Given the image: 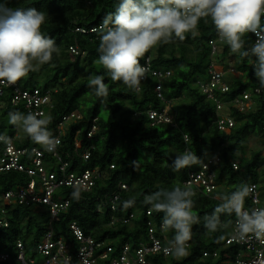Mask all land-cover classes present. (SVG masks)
Wrapping results in <instances>:
<instances>
[{
	"label": "trees",
	"instance_id": "trees-1",
	"mask_svg": "<svg viewBox=\"0 0 264 264\" xmlns=\"http://www.w3.org/2000/svg\"><path fill=\"white\" fill-rule=\"evenodd\" d=\"M0 4L12 8L35 7L45 12L46 20L41 31L56 41L59 54H54L50 63L30 72L19 83L27 88L52 89L54 106L48 116L51 118L48 124L50 132L64 114L75 109L81 113L82 117L71 123L61 137L58 151L69 162L68 170L98 167L102 171L101 177L86 192L68 186L59 187L55 195H65L69 203L51 221L46 205L7 203L0 198V209H6L3 216L8 221L6 226L0 225V252L14 256L16 242L20 240L25 256L39 260L42 255L37 253L36 244L49 227L55 231L54 239L60 236L72 241L69 229L72 221L85 235L103 242L104 247L110 245L113 251L109 256L117 255L124 242L136 248L140 242L147 241L150 226H153L155 235H160L159 225L163 216V213L152 211L151 206L143 202L144 196L179 185L189 187L194 193L193 213L201 218V222L192 227L193 235L186 257L176 259L170 255L154 254L148 256L150 264H229L224 259L232 257L242 247L234 243L224 245L225 234L206 230L203 217L211 214L221 203L219 197L231 194L242 183L258 184L260 204L264 206V99L262 95L255 96L252 108L244 112L231 103V99L240 95L242 90L261 87L252 69L255 58L231 53L224 42L218 46L214 56L216 61L223 68L231 61L236 71L227 74L228 90L214 93L222 105L221 112L230 114L234 120L229 130L222 131L215 125V104L196 85L198 79L206 78L210 61L208 40L216 33L210 19L199 22L195 37L188 33L183 41L175 39L170 43H160L141 58L140 62H143L150 55L152 69L162 73L168 71L160 78L161 94L166 100L162 103L154 91L158 83L155 75L146 74L139 92L128 89L122 82L112 81L99 63L97 49L100 40L95 39L93 33L75 31V27L89 29L102 23L107 14L115 11L119 0H0ZM244 39L245 47H250L252 34H246ZM71 44L77 45V54H69L68 46ZM96 75L104 77L109 89L106 97H98L88 86L89 79ZM148 102L158 109L167 105L172 123H151L144 111ZM101 110L106 111V118L100 116ZM5 116L9 117L8 112L3 110L0 119ZM93 122L97 125L95 138L90 141L94 148L89 157L83 159V149L75 151L72 139L76 131L84 137ZM5 127L0 122V134L15 136L13 142L16 146L37 144L22 128L25 135L18 140L17 134L14 135L17 127ZM183 134H187V141H184ZM252 134L262 145L244 155L246 140ZM86 142L84 139L83 145ZM4 145L5 142L0 140V156ZM185 150L195 152L204 162L214 154L219 157L220 160L211 166L216 172V188L212 193L206 194L199 186L184 184L189 170H196L199 165L173 171L172 159L176 153ZM30 158V155L22 156L21 162L28 163ZM230 159L239 160L236 170L232 168ZM43 165L53 168L54 157L50 153L44 155ZM28 180L29 176L24 171H0V193L9 187L26 184ZM120 183L127 187L120 190ZM119 190L116 209L111 211L106 195ZM129 199L135 203L127 209L123 208V202ZM245 205L249 206L248 200H245ZM147 210L150 213L147 214ZM129 213L134 214L130 223L115 220L109 224L112 216L121 217ZM221 218L231 223L234 214L222 215ZM164 235L172 237L174 233L169 230ZM204 251H208L209 255L203 256ZM214 251H217L215 256L212 255ZM0 264H6V261H0Z\"/></svg>",
	"mask_w": 264,
	"mask_h": 264
},
{
	"label": "clouds",
	"instance_id": "clouds-1",
	"mask_svg": "<svg viewBox=\"0 0 264 264\" xmlns=\"http://www.w3.org/2000/svg\"><path fill=\"white\" fill-rule=\"evenodd\" d=\"M202 19L211 20L219 39L228 45L231 53L255 58L252 69L264 87V0H119L115 11L92 29L100 36L99 63L112 81L122 82L128 89L139 92L148 71L140 63L141 58L160 43L183 41L188 33L195 37ZM45 20V12L35 7L12 8L0 4V83L14 85L50 63L54 54H59L56 41L41 31ZM249 33L255 36V43L246 48L244 37ZM88 86L98 97L108 95L109 89L101 75L91 77ZM8 115L12 125L22 128L46 151L56 149L59 141L48 129L50 117L40 118L41 113L31 112L27 115L9 112ZM202 164L204 159L191 150L176 153L172 159L174 172ZM253 192L254 185L242 183L231 194L219 197L221 203L203 217L205 229L213 233L226 230L230 225L221 216L235 214L233 240L243 241L252 235L264 238V208L249 211L244 207L246 198ZM193 196L189 187L179 185L144 196L143 202L152 211L163 213L161 230L174 233L163 252L176 259L189 254L192 227L201 222L193 213ZM134 203L132 199L126 200L123 208Z\"/></svg>",
	"mask_w": 264,
	"mask_h": 264
},
{
	"label": "built area",
	"instance_id": "built-area-1",
	"mask_svg": "<svg viewBox=\"0 0 264 264\" xmlns=\"http://www.w3.org/2000/svg\"><path fill=\"white\" fill-rule=\"evenodd\" d=\"M94 27L89 29L75 27V31L93 33L95 39L100 40L99 34L92 31ZM252 36L253 40L251 45L255 43V36ZM221 43L222 41L219 39L217 32L208 40L210 61L206 68V78L198 79L196 85L199 91L215 104L217 112L215 119L216 128L218 130L227 131L234 124L233 117L228 113L221 112L222 105L215 97L214 93L215 91H227L229 87L225 75L232 72L235 73L236 71L232 67L231 61L223 68L214 58L217 54L218 46ZM68 52L69 54H77V45H69ZM80 54L82 55L83 51H81ZM150 57V55H147L144 61L140 63L148 69L146 74H152L157 77L158 83L154 86V91L161 102L165 103L166 100L161 94L160 78L167 75L168 71L162 73L159 70L152 69L150 66ZM257 95H262L264 99V89L256 86L250 90H242L240 95L231 99V103L239 111H248L252 108L254 104L253 98ZM53 106L54 102L51 88L22 87L19 81L11 86L0 83V113L3 110H6L8 114L9 112H20L25 115L29 112L41 113L42 116L40 118L47 119ZM16 107H21L22 109H14ZM144 111L151 120V123H172V117L168 112L167 105L158 109L153 103L148 102L145 105ZM81 117V113L77 109L61 117L55 128L51 131L53 137L59 141L58 145L61 144V137L65 135L68 126L78 121ZM96 130L97 125L93 122L84 137L79 134V131L75 132L72 139L73 147L75 151L81 148L83 149L81 152V157L83 159H87L91 149L94 148V144L90 141L95 138L94 135L96 134ZM14 135H16V133H14ZM0 137H2L0 140L5 142L0 156V171L16 169L26 172L29 176V180L26 184L7 188L0 193V198L7 203L46 205L49 211V221L56 218L58 212L64 210L69 203V199L65 195H55L59 187L68 186L76 191L86 192L102 175V171H100L98 167L81 171L68 170L69 162L62 157L60 151H58V147L52 152L46 151L43 146L37 144L29 147H19L13 142L15 136L11 137L0 134ZM84 139L88 141L85 145H83ZM183 139L187 141V134H183ZM46 153H50L54 157L53 168H46L43 165V157ZM26 155H30L31 157L29 162H21L22 156L24 157ZM219 160V157L214 154L196 170H189L188 178L184 184L199 186L206 194L212 193L216 188V172L211 166L216 164ZM230 163L234 170L239 167L238 159H230ZM110 167H112V165H110ZM249 185H254V192L246 198V200L249 201V206L244 205L245 210L250 211L253 208H264V206L260 204L258 184L250 182ZM126 187L127 185L124 183L119 184L120 190ZM120 190L106 195V203L109 205L111 211H115L116 209V202L120 198ZM215 197L217 196L215 195ZM97 210L100 209L97 208ZM5 211V208L0 209V225L3 226H6L8 223L7 219L3 216ZM146 213L148 214L150 211L147 210ZM133 217V213L121 217L112 216L109 224H112L115 220H121L123 223H130ZM236 219L234 214V218L230 223V232L225 234L224 245L234 243L242 248H239L232 257L225 258L224 261L226 263L229 262V264H264V238L258 239L252 235L239 242L231 238V233L235 229ZM159 226L160 235H155L153 226H150L148 229L147 241L140 242L136 248H131L128 242H124L117 255L109 256L113 251L110 245L104 247L103 242L95 240L90 235H85L81 228L72 221L69 224V229L73 237L72 241L66 240L60 236L54 239L55 231L51 226L49 227L42 240L36 244L37 253L42 255L39 260L33 257H26L22 242L17 240L14 256H11L7 252H0V261H6V264H150L148 259L150 255L162 254L167 256L163 252V248L166 247L168 242L172 239V237L164 235L165 231L161 230V222ZM216 252L217 251H214L212 255L215 256ZM206 255H209L208 251L203 252V256Z\"/></svg>",
	"mask_w": 264,
	"mask_h": 264
},
{
	"label": "rangeland",
	"instance_id": "rangeland-1",
	"mask_svg": "<svg viewBox=\"0 0 264 264\" xmlns=\"http://www.w3.org/2000/svg\"><path fill=\"white\" fill-rule=\"evenodd\" d=\"M225 77L227 78V74L225 75ZM172 101H173L174 103L178 102V100H177V101L172 100ZM85 105H86V104H85ZM100 116L106 118V116H107L106 111H105V110H101V112H100ZM0 122H1V124L3 123L4 126H6V127H5L6 129L9 128L10 125H12V124L9 122V117H8V116H5V117L1 118V119H0ZM16 130H17L16 134H17V136H18V140H22V138H23L24 135H25L24 132L22 131L21 128H18V127H17ZM260 145H262V144L260 143V141H258L257 137L254 136V135L252 134V135L246 140V144H245L246 152H245L244 155H248L250 149L257 148V147H259Z\"/></svg>",
	"mask_w": 264,
	"mask_h": 264
},
{
	"label": "crops",
	"instance_id": "crops-1",
	"mask_svg": "<svg viewBox=\"0 0 264 264\" xmlns=\"http://www.w3.org/2000/svg\"><path fill=\"white\" fill-rule=\"evenodd\" d=\"M221 220L225 221V223H228L230 225V223L226 219L221 218ZM230 227H231V225H230ZM230 227L228 229H226V230H222V231H218V232L224 233V234H228L230 232Z\"/></svg>",
	"mask_w": 264,
	"mask_h": 264
}]
</instances>
